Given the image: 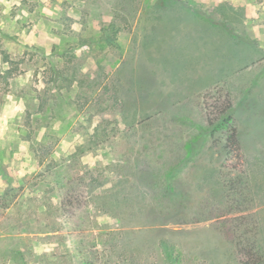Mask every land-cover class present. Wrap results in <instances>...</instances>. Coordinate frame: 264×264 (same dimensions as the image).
<instances>
[{
  "label": "rangeland",
  "instance_id": "374dc122",
  "mask_svg": "<svg viewBox=\"0 0 264 264\" xmlns=\"http://www.w3.org/2000/svg\"><path fill=\"white\" fill-rule=\"evenodd\" d=\"M214 89L264 119V0H0V264H239Z\"/></svg>",
  "mask_w": 264,
  "mask_h": 264
},
{
  "label": "trees",
  "instance_id": "16d2710c",
  "mask_svg": "<svg viewBox=\"0 0 264 264\" xmlns=\"http://www.w3.org/2000/svg\"><path fill=\"white\" fill-rule=\"evenodd\" d=\"M113 42V38L109 39ZM206 111L213 135L224 139L226 154L224 169L228 172L224 182L225 197L232 218L226 234L233 240L239 264H264V242L260 221L250 205L255 196L264 193V158L260 143H264V119L251 131L242 128V115L237 112L233 97L224 89H214L206 99ZM248 104L243 113L252 112ZM264 145V144H263ZM262 177V178H261ZM247 207V208H244ZM85 261V255L80 252Z\"/></svg>",
  "mask_w": 264,
  "mask_h": 264
}]
</instances>
